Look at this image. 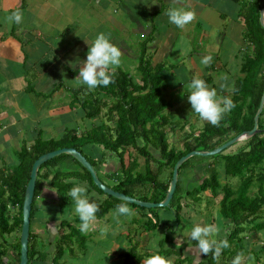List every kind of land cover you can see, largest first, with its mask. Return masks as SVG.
<instances>
[{"label": "trees", "instance_id": "obj_1", "mask_svg": "<svg viewBox=\"0 0 264 264\" xmlns=\"http://www.w3.org/2000/svg\"><path fill=\"white\" fill-rule=\"evenodd\" d=\"M239 6L237 19L243 25V40L247 45L241 54L239 76L233 79L232 87L227 94L235 107L226 113L218 127L206 123L199 133L183 139L182 148L177 150L170 147L167 132L174 131L181 125L173 123L170 116L165 114L169 108L162 97L163 64L152 65L144 60L143 54L139 58L137 73L140 78L135 82L128 72L120 69L115 71L113 83L100 86L89 91L79 88L71 91L73 107L80 108L86 119H96L101 116L98 124L81 133L79 136L72 130H65L58 140H43L38 136L32 145H22L16 152L17 165L0 170V264H19V235L22 224V203L24 192L29 180L31 167L38 157L61 149L74 148L79 151L95 168L102 164L105 152L115 155L119 161V168L105 177L112 181L108 186L114 191L123 193L143 202H161L169 187L172 170L175 163L191 151H210L253 127V118L259 107L264 91V30L259 24V13L264 6V0H231ZM182 128V126H181ZM258 128L261 132L243 143L232 154L217 155L222 159L225 176L238 178L239 186L233 190L229 185L221 186L220 175L216 163L209 164L205 169L206 176L201 178L200 184L192 191L184 192L181 175L189 167L187 160L179 168L176 189L166 209L174 216L175 227L180 222L181 199L199 197L209 190L212 197L221 195L219 202L220 216L233 224L234 229L225 238L230 245L240 243L238 235L241 224L248 218L264 219V108L259 117ZM88 146L103 149L102 161L90 159L84 152ZM137 155V157L135 156ZM138 157L142 158V162ZM45 171V172H44ZM75 178L85 183L89 190H93L102 200L99 201V211L96 220L104 218L110 210H115L123 201L103 194L93 183L89 173L72 157L60 155L42 164L37 172L33 202L31 205L30 222L35 213V202L42 192V181L48 180L49 186L56 194L58 212L62 215L65 208L74 205L68 191L75 186L65 183L69 178ZM258 184V193L250 195L253 184ZM141 216L138 221L145 232H151L164 226L166 236L158 243L159 254L166 258L174 257L173 264H192L182 258L171 247L172 236L176 231L173 222L165 220L160 223L156 209H145L128 204ZM12 210H15L12 213ZM245 214V215H244ZM254 220V219H253ZM80 225L78 216L72 221L62 219L59 223V236L54 242V252L50 264H67L64 257L83 254L89 237L71 223ZM9 236V239H5ZM128 248L117 253L121 264H143L145 257L151 255L140 247V242L129 238ZM30 233L28 242V264L34 261L45 262L47 254L38 252L32 244ZM134 241V242H133ZM168 246V248L166 247ZM223 249L218 258L212 253L203 256L198 264H220L221 256L234 257L235 252Z\"/></svg>", "mask_w": 264, "mask_h": 264}, {"label": "crops", "instance_id": "obj_2", "mask_svg": "<svg viewBox=\"0 0 264 264\" xmlns=\"http://www.w3.org/2000/svg\"><path fill=\"white\" fill-rule=\"evenodd\" d=\"M0 5L2 6L1 12L6 16L17 9L22 11L24 15L23 23L10 24L8 35L0 37V170L6 168L7 165L11 167L10 165L13 164L16 158L15 153L20 150L21 146L24 144L27 146L32 145L38 136H41L43 140H58L65 130H74L78 133V123L85 124L84 112L72 105L71 91L87 87L86 85H78L74 79L79 74L80 62L86 60L88 47L91 46L92 41L99 34L94 35L91 33V31L100 30L101 21L97 20L98 14H104L102 21L106 23V28H112V32L114 29L116 30L112 33L111 43L122 51L120 65L123 63L126 65L129 61L135 60V54L126 44L127 40L120 37V35L127 36L130 30L133 34H139V37L150 36V44L147 46L149 48L148 54L153 63L152 65H155L166 61L168 55H173L175 43L180 37L190 40L192 31L197 25L210 29L209 12H215V17H229L234 22L237 19V5L231 0H180V6L196 13L195 20L183 29L175 27L169 22L167 15H164L173 6L170 0H7V2L2 0ZM149 6H151L152 11L156 12L153 15L158 14L161 21L169 27L161 30L158 25L154 24V21L151 24L146 22L147 19H150ZM133 7L137 12L133 11ZM110 8H112V16H107ZM139 11L146 14L147 17L144 21H140ZM25 21H28V23L26 24ZM133 23H136L135 28H132L131 24ZM25 27L32 32H27V37L21 40L16 32L18 29ZM210 36L207 35L206 37L209 38ZM223 40L224 38L221 39L218 36V39H216L217 45L222 46ZM242 42L239 52L245 46L244 40ZM211 44L212 41H207L205 47H208V49L202 50L201 53H194L191 48L193 47L192 40L190 45L186 43L189 46L186 50V53L189 54L187 56L188 66L182 64L181 67L176 69L178 72L180 71L178 77L181 80L178 82L175 79L174 82L172 76L168 75V78H170L168 79L170 80L169 87L162 90V97L167 98V102L170 103L169 108L166 110L169 113L174 110L187 111L184 106L189 95L187 84L193 77H199L210 88H215L218 97H224L223 95L229 93L233 81L229 82L224 75L215 73L216 69L221 66H213V55L218 52L215 50V54H213L211 48L219 49V46L213 44V47H211ZM37 45H39L38 48ZM42 45H45L43 57L50 56L53 62L49 64L44 62L46 64L43 63L37 69L31 65L34 74L29 76L31 82L27 83L26 76L21 74V67L22 65L25 66L26 60L30 59L29 57L39 55ZM71 54H76L77 57L67 58ZM203 56L212 57L210 66L206 67L201 63ZM20 59L22 65H20ZM218 59L216 58L217 61ZM32 60L35 61L33 58ZM136 68L137 65L131 69L136 72ZM118 69L120 68H116V70ZM139 78L140 76L138 81ZM212 79L216 80L210 82ZM219 82L225 85L223 89L217 86L220 84ZM31 83L36 94L27 92L31 87ZM169 113L166 112L167 115ZM192 117L191 120H193L194 126L208 123L201 120L195 112ZM171 122L182 124L179 121ZM229 139L231 137L227 140ZM90 150H93L92 146L84 149L87 155L92 154ZM206 168L207 166L204 164L194 167L193 170L186 168L181 176L182 189L188 183L194 181L198 186L201 178L204 175L206 176ZM193 171L196 176L190 174ZM220 173L223 176V180L219 179L221 186L229 185L233 190L239 186V184L238 186L231 184L234 178L225 176L223 168ZM105 174L107 173L104 172ZM185 175L189 178L187 179ZM81 184L87 187L85 183ZM187 191L185 189L184 192ZM87 194L88 196L95 194L102 200L101 196L93 190H89L88 187ZM202 194L205 196L204 198L200 194L199 197L185 196L181 199L182 210L180 216L184 220L177 226L178 232L173 234L171 240L172 249L176 250L182 258L187 257L192 264H198L204 256L199 253L196 242L190 239L192 227L196 224L209 225L207 217L211 213H213L212 218L218 216V220H223L224 224L229 222L220 217L219 202L221 201V195L211 199L206 197L212 195L209 190L204 191ZM252 194L254 193L252 192ZM56 207V194L50 188L48 180H43L42 192L35 202V213L30 223V226L32 225L30 233L33 236V246L38 252L46 253L47 257L45 262L34 261L32 264H50V260H48L50 254L46 251V247L42 246L51 243L50 237L53 239V243L58 238L60 219L51 217L57 211ZM133 211L137 215L138 212L135 209ZM221 224L223 223L220 221L217 227L215 219L210 223V225L219 229L218 240L225 239L234 229L233 226L227 233L225 231L220 232ZM241 227V233L238 235L240 243L237 246L230 245L229 251L235 252L236 255L242 252L244 254L243 264H264V219L248 218L241 224ZM97 228L99 227L93 226V230H97ZM155 231L141 232L136 237L141 248L144 249L145 241L143 242V238L144 240L148 239L146 242L148 245L150 236ZM147 251L151 252V249H147ZM234 257L225 256L224 258V256H221L220 264H231Z\"/></svg>", "mask_w": 264, "mask_h": 264}, {"label": "rangeland", "instance_id": "obj_3", "mask_svg": "<svg viewBox=\"0 0 264 264\" xmlns=\"http://www.w3.org/2000/svg\"><path fill=\"white\" fill-rule=\"evenodd\" d=\"M0 0V4H1ZM5 2H7V0H5ZM235 5H237L235 3ZM136 8H138V6H136ZM149 12H150V19H147V23L151 24L154 21V24L158 25L160 27L161 30L166 29L167 26L163 21H161L160 16H158V14L153 15L154 13H156L155 11L151 10V6H149ZM239 6L237 5V12H238ZM2 10V6L0 5V37L1 36H7L8 33L10 32V24L5 22V17H7L5 14H3L1 12ZM112 8H110V12L107 13V16L111 15L112 16ZM133 11L137 12L135 10V8L133 7ZM215 12H209L208 18H209V24H210V29H208V27H200L197 25V27L192 31V36L190 38V40L184 39V38H179L174 46V52L173 55H168V59L166 58V61L162 62V63H158V64H163L164 66V72L161 75L162 77V90L163 88H167L169 87V83H170V78H168V75L172 76V79L175 82V79L179 82L181 79H179L180 77H178V75L180 74V71L178 72L176 69L178 67H181L182 64H184L186 67L188 66L187 63V59L189 56V54L186 53V50L188 49V45H186V43H188L190 45V42L192 40L193 42V47L192 50H194V53H201L202 50L204 49H208V47H205V43L207 41H212V44L210 45L211 47H213L212 45L216 43V39L219 38L223 39V44L219 49H212V53L215 54V50H217V54L213 55L214 57V65H219L221 67H219V69H216L217 74L219 75H224L227 80L229 82H231V80L233 81L234 78L238 77L240 74L238 72L239 69V65L241 62V52L243 53L244 51H246L247 49V45L245 44L244 48L241 50V52H239V49L241 48V44H243V25L236 19V22H234L233 20H231V18H220V17H215ZM166 16V14H164ZM98 19L101 21L100 24V30H96V31H91L92 34H98V33H106L110 35V40L112 42V33H114L116 30L114 29L112 32V28L109 27H105L106 23L102 21V19L104 18V14H98ZM140 16V21H144L145 18L147 17L146 14L142 13V11H139V15ZM144 17V18H143ZM224 19V21H223ZM151 20V22H150ZM25 23L27 24L28 21H25ZM239 23V24H238ZM135 24L133 23L132 28H135ZM175 26V25H174ZM239 26V27H238ZM176 27V26H175ZM137 28V27H136ZM158 28V27H157ZM108 29V30H107ZM30 30L25 28L22 29H18V31L16 32L18 34V36L21 38V40L25 37H27V32H29ZM32 32V31H30ZM127 34V33H126ZM120 35V34H119ZM207 35H211L209 38H207ZM120 37H124V40L126 41V44L131 48L132 52L135 54V60H131L129 61V63H127L126 65H124L125 63H123L122 65L119 66V68L121 70H124L126 72H128L131 77L133 78V80L135 82L138 81V73L137 71L134 72L133 67H135L136 65H138L139 58L141 57V55L143 54L144 60L149 61L151 64H153L151 62V58L149 53V48H147V46H149V38L150 36H146L145 38L143 37H139V34H133L132 31L130 30L128 32L127 36H122L120 35ZM42 42V41H40ZM43 43V42H42ZM132 45V47H131ZM39 47V45H37V48ZM52 51V49H51ZM147 52V54H146ZM45 53V45H42L39 51V55H33V59L31 61V57H29L30 59H27L25 62V66L22 65V58L20 59V65H22L21 67V74L26 76V82L30 83L31 82V78L29 76H32L34 74V69L31 68L30 66L33 65L36 67V69L38 67H40L41 65H43L44 62H46L47 64L53 62L52 57L50 56H45L43 57V54ZM73 57H77L76 54H71L70 56H68L67 58H73ZM176 58V59H175ZM216 58H219L218 61L216 60ZM161 61V60H158ZM217 61V64H216ZM44 63V64H46ZM213 73V74H215ZM216 75V74H215ZM216 79H212L210 80V82L215 81ZM220 80V77H219ZM218 80V81H219ZM222 81V80H221ZM220 84H218L217 86H220L222 84V82H219ZM85 86V85H83ZM171 87V85H170ZM30 89L27 90V92H30L32 94H36V92L34 91L33 85L31 83V87H29ZM87 88V87H86ZM228 94V93H227ZM225 94L223 95L224 97L228 95ZM27 96V95H26ZM34 96V95H33ZM164 99L166 101H168L167 98L164 97ZM185 108L187 111H171L169 113V111H166L167 113H169L168 116H170L172 119L171 121H175V122H180L182 123V128L181 126L176 128L174 131L167 132V138H168V142L170 147H173L177 150L182 148V142L183 139L190 137V142L192 141V137L194 134H196L197 131H200L202 129V127L205 125L203 123H201L200 125L194 126L193 125V120H191L192 115L194 114V111L191 109V105L188 102V99L186 98V103L184 104ZM165 112V114H166ZM35 118V117H34ZM174 118V119H173ZM85 120V124L83 125L82 122L78 123V127H79V132L77 133L75 131V133L79 136L81 133L88 131L91 126L98 124L101 120V116L99 118H96L95 120H89V119H84ZM199 124V123H198ZM186 125V126H185ZM24 129V128H23ZM74 131V130H72ZM231 136H228V138ZM227 138V139H228ZM241 146H243V143H238V145L234 146L231 149H228L226 151H224V153H222V155L225 154H231L236 152ZM93 150L91 153L86 155L90 158V159H96V160H100L102 161V157L101 154L102 152H105L103 149L99 148V147H95L92 146ZM85 152V151H84ZM14 153V152H13ZM93 155V156H92ZM220 155V154H219ZM16 156V153H15ZM137 157V155H135ZM217 156V155H215ZM215 156L212 157H192L189 159V167L190 169L193 170L194 167L200 165V164H204L206 166H208L209 164L212 163H216V169L217 172L220 175L221 180H223V176L221 175V169H222V159L221 158H215ZM139 161L142 162V158L138 157ZM18 161H17V157L14 159L13 164L10 165L12 168L15 167L17 165ZM7 167H9L7 165ZM119 168V161L117 159V157L115 155H112L109 152H105V157L104 160L102 161V164L97 165L96 167V172L98 175V178L104 183L107 184L108 186H112V181L108 180L105 175V173H111L116 171ZM193 174V176H196L195 172H190V174ZM182 176V175H181ZM185 177H187V179L189 178V176L185 175ZM191 177V175H190ZM182 178V177H181ZM194 178V177H192ZM218 178V179H220ZM240 180H238V178H234L232 179L231 184L238 186V184ZM197 184L196 181L194 182H190L188 183L186 186H184V191L185 189H187L188 191H192V189L196 188ZM237 187L234 188V190ZM262 189L264 191V183L262 186ZM252 192L254 194L258 193V184L255 183V185L253 184V186L251 187V192L250 195L253 196L254 194H252ZM211 194V192H210ZM185 197V196H184ZM201 197H205L203 194H201ZM206 197L209 198H213L212 195H207ZM89 198L93 201H95L98 204V201H101V199L98 198L97 195L93 194L90 195ZM57 206V205H56ZM74 207L75 205L71 206L70 208H65L62 215L57 211H55V213L53 215H51V217H58L60 220L65 219V220H70L72 221L74 219L76 215L75 211H74ZM57 208V207H56ZM131 208V207H130ZM133 209V208H131ZM134 210V209H133ZM15 210H12V213H14ZM113 212L114 210H110V212L102 219L100 220H95L92 224V226L90 227V229L87 232H84V234H86L89 239L86 243V251L83 254H78L76 253V255L70 256V255H66L64 257V261L67 264H121V262L118 260V258L116 257L117 253L123 252L128 248V243H129V238H134L136 239V237H138L141 232H145L142 230V228L140 227V224L137 223L138 221H142L140 214L137 213V215H132V216H120L119 217V223H117L114 219H113ZM156 212L158 213V217H159V221L160 223L165 221V220H169L170 222H173V227H169V229H173L175 227V220H174V216L171 213L170 210H166V209H156ZM213 213H211L210 215H208L207 220H208V224L210 225V223L212 222L213 219H215L216 221V226H219V222L221 221V230L225 231L226 233L229 232L231 230V228H233V224H231L230 222H226V224H224L225 222L223 220H218L219 217L217 216V218H212ZM221 217V216H220ZM138 220V221H136ZM184 219H182V217L180 216V222L179 224L183 221ZM73 224V226H75L77 229L79 228V225L74 224L73 222L71 223V225ZM178 224V225H179ZM98 226L99 228H97V230H93V226ZM161 225V224H160ZM158 226V229H156V231L153 233V235L150 236V243L147 245V241L148 239L144 240L143 238V242H144V250L147 251L151 249V253H153L155 250H159V248L157 247L156 249H153L152 244L155 241L156 243H158L161 239H163L166 236L165 230H164V226ZM177 225V226H178ZM105 228L108 229L107 234H105ZM176 228V227H175ZM32 229V225L30 226V230ZM80 229V228H79ZM178 232V227L176 228L175 233ZM147 233V232H146ZM218 235L219 233L215 234L212 238L218 240ZM59 236V232L57 237ZM145 237V236H144ZM146 238V237H145ZM173 238V237H172ZM5 239H9V236H5ZM49 240H51V243H46L45 245H43L42 247H46V251L48 252V254H50V256L48 257V260H51V256L53 255L54 252V243L52 242V238L50 237ZM45 241V240H44ZM219 241V240H218ZM50 242V241H49ZM55 242V240H54ZM134 242V241H133ZM51 244V245H50ZM49 245V246H48ZM158 246V245H157ZM168 248V246H166ZM143 249V248H142ZM173 264L174 261V257H170L169 258Z\"/></svg>", "mask_w": 264, "mask_h": 264}, {"label": "clouds", "instance_id": "obj_4", "mask_svg": "<svg viewBox=\"0 0 264 264\" xmlns=\"http://www.w3.org/2000/svg\"><path fill=\"white\" fill-rule=\"evenodd\" d=\"M173 5L168 9L166 15L171 24L177 28L183 29L196 18L193 10H186L180 6V0H170ZM24 15L19 9L11 12L5 17L8 24L23 23ZM190 51V49H189ZM122 51L111 43L110 35L99 33L92 41L86 54V60L80 62L79 74L74 79L78 85H86L88 90H94L100 86H108L113 83V76L116 68L121 64ZM211 56H203L201 63L204 66H210ZM221 89L225 85H220ZM189 95L187 96L191 109L200 117L201 120L207 121L212 126L218 127L224 115L230 112L235 104L230 97H218L215 88H210L208 84L199 77H193L187 84ZM65 183H73L68 191V196L74 201V211L80 220V231L87 232L96 220V213L99 211L98 204L91 200L87 194V187L76 181L75 178H69ZM133 209L128 206V202H122L117 205L113 212V219L119 223L120 216L134 215ZM108 229L105 228V234ZM219 232V229L213 225L196 224L190 232V239L196 242L197 249L201 255L207 256L213 254L218 258L223 249L229 247L226 239L216 240L212 238ZM153 249L157 248V243L152 244ZM244 254L238 253L231 261V264H243ZM143 264H172L171 260L154 251L151 255L145 257Z\"/></svg>", "mask_w": 264, "mask_h": 264}, {"label": "water", "instance_id": "obj_5", "mask_svg": "<svg viewBox=\"0 0 264 264\" xmlns=\"http://www.w3.org/2000/svg\"><path fill=\"white\" fill-rule=\"evenodd\" d=\"M259 24L264 30V6L260 10L259 13ZM264 108V91L261 96L259 107L254 115L253 118V127L250 131L243 132L239 135L234 136L233 138L227 140L226 142L222 143L221 145L217 146L213 150L210 151H191L181 157L174 165L172 170V175L169 183L168 190L166 192L165 198L161 202L153 203V202H143L139 201L135 198H132L130 196H126L123 193H119L117 191L112 190L108 186H106L97 175V172L95 168L87 161V159L76 149L74 148H61L49 153H46L38 159H36L31 167L29 180L27 182L25 192H24V198L22 203V224L20 229V235H19V244H20V250H19V264H28V242H29V235H30V212H31V205L33 202V196H34V190H35V184L37 179V172L39 167L47 162L48 160H51L55 157H58L60 155H68L75 159L90 175L94 185L103 192L106 196H110L112 198H115L117 200L128 202V204L135 205L137 207L145 208V209H159V208H166L169 206L170 201L172 199V196L174 194V191L176 189V185L178 182V172L179 168L190 158L192 157H212L215 155H219L224 153V151L230 149L234 145L239 143V139L242 136H245L244 141H247L248 139L252 138L253 136L259 134L261 130L258 128V121L259 117L263 111Z\"/></svg>", "mask_w": 264, "mask_h": 264}, {"label": "bare ground", "instance_id": "obj_6", "mask_svg": "<svg viewBox=\"0 0 264 264\" xmlns=\"http://www.w3.org/2000/svg\"><path fill=\"white\" fill-rule=\"evenodd\" d=\"M244 139H245V136H242V137L239 139V143L245 142Z\"/></svg>", "mask_w": 264, "mask_h": 264}]
</instances>
